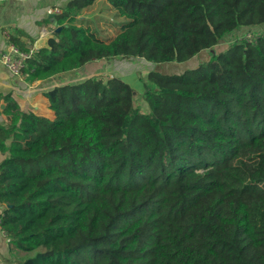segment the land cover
<instances>
[{
  "label": "trees",
  "instance_id": "16d2710c",
  "mask_svg": "<svg viewBox=\"0 0 264 264\" xmlns=\"http://www.w3.org/2000/svg\"><path fill=\"white\" fill-rule=\"evenodd\" d=\"M94 1L61 7L23 72L141 59L147 108L119 76L53 88L54 119L4 97L1 227L19 264H264V29L220 48L264 26V0H107L123 19L108 39L78 25Z\"/></svg>",
  "mask_w": 264,
  "mask_h": 264
},
{
  "label": "crops",
  "instance_id": "0c3cea01",
  "mask_svg": "<svg viewBox=\"0 0 264 264\" xmlns=\"http://www.w3.org/2000/svg\"><path fill=\"white\" fill-rule=\"evenodd\" d=\"M69 1L70 0H4L0 2V49L6 50L9 44L13 43L21 50L32 51L34 54L35 51L40 49L37 46L40 39L46 35L52 34L56 29L53 17L51 16L52 13L49 12L50 9L54 7H63ZM98 6L99 9L95 10ZM87 11L88 13H96L90 17L86 15ZM111 13L115 15L116 10H114L107 0H95L93 4L83 9L79 16L78 25L82 24L92 27L93 23L87 20V18H89L92 21H96L97 25L102 26L101 20L99 21V19L107 18ZM54 20H57L56 15ZM116 21L123 22V19L117 18ZM115 27L116 26L112 22H108L106 25L108 29ZM100 30H103L102 32L107 34L112 32L110 30L104 31V28ZM102 32L98 31L100 37L103 34ZM111 37L112 36L109 35L108 38ZM118 59L120 58L97 60L86 64L80 69L60 73L48 79H36L33 81L29 79L28 72L22 71L20 74H13L0 63V124H4L8 121L7 115L3 112L6 106L5 96H10L17 102L22 111L33 112L36 115L54 119L55 113L50 107V100L46 93L57 86L70 83L75 84L90 77L102 78V74H106L109 71L112 73L110 77H113V74L114 76H118V73H124L122 79L129 83L128 80L130 78L132 79V74H129V70H127L126 67L120 65L121 63L117 61ZM130 59L133 60L134 58ZM114 62H116V66ZM132 86L134 87V85ZM5 157L6 155L0 151V163ZM2 207L4 210L5 206ZM22 254L21 252L19 254V252L15 250H10V239L2 229L0 220V264H19Z\"/></svg>",
  "mask_w": 264,
  "mask_h": 264
},
{
  "label": "rangeland",
  "instance_id": "374dc122",
  "mask_svg": "<svg viewBox=\"0 0 264 264\" xmlns=\"http://www.w3.org/2000/svg\"><path fill=\"white\" fill-rule=\"evenodd\" d=\"M97 9H99V6L95 10H97ZM90 10H88V11H90ZM88 11H87L86 15H89L90 17L96 13V12L88 13ZM117 18H118V16L116 14L114 15L113 13L109 14V16L107 18H100L99 21L101 20L102 26L97 25L96 21H92L89 18H87L88 21L93 23L92 27L91 26H88V27H90L92 29H97L100 32L103 31V30H100L102 28L105 29L104 31H108V30L112 31V32H109V34L102 32L103 34H102L101 38L107 39L109 37V35L114 36L119 31L121 22L120 21L117 22L116 21ZM113 19H115V20H113ZM108 22L114 23V25L117 28L116 27L115 28H109V29L106 28V25ZM263 29H264V26L261 28L255 29V30H258L255 32H254V30H241L238 34L236 33V34L227 35L224 38V40L222 41L220 48H226L230 43H232L237 38H248V33H250V32H251V36L258 35L259 31H262ZM104 37H106V38H104ZM220 50H222V49H220ZM207 58H208V52H203V53H200L196 58L186 62L183 65H180V64H164V65H162L161 70L163 72H166L169 74H181V73H184V71H186V69L197 66L198 63L205 61V59H207ZM117 61H119L121 63L120 64L121 66L126 67V69L129 70V74H132V79L130 78L128 81H129L130 85L131 84L134 85V89L137 92V99L135 100L136 105L140 106L141 109L147 108V104L144 101V97H143V93H144L143 82H148V80L146 78L147 72L149 70H151L154 67V65L149 63V62H144V60L137 59V58H135L133 60L120 58ZM114 65L116 66V62H114ZM156 67H158V66H156ZM158 70H159V68H158ZM111 74L112 73L110 71L107 72L106 74H102V76H103L102 79L106 80L107 78H111L110 77ZM117 75L122 78L124 73L120 72ZM113 76H114V74H113Z\"/></svg>",
  "mask_w": 264,
  "mask_h": 264
},
{
  "label": "built area",
  "instance_id": "2783aa9c",
  "mask_svg": "<svg viewBox=\"0 0 264 264\" xmlns=\"http://www.w3.org/2000/svg\"><path fill=\"white\" fill-rule=\"evenodd\" d=\"M4 0H0L2 2ZM52 14H59L61 7H54L49 11ZM257 35L251 36V32L248 33V38H254ZM33 55L32 51L21 50L17 45L11 43L6 50L0 49V63H2L11 73L20 74L27 67V60ZM4 206L0 203V220L4 215Z\"/></svg>",
  "mask_w": 264,
  "mask_h": 264
},
{
  "label": "water",
  "instance_id": "95a60500",
  "mask_svg": "<svg viewBox=\"0 0 264 264\" xmlns=\"http://www.w3.org/2000/svg\"><path fill=\"white\" fill-rule=\"evenodd\" d=\"M53 17V21H54V24L56 25V29L54 30V32H52V34L50 35H46L44 37H42L40 39V41L38 42L37 46L39 48H42V47H49V40L51 38H54V39H57V36L55 35L56 33H58L62 28L63 26L62 25H58V22L57 20H54L55 19V14H52L51 15Z\"/></svg>",
  "mask_w": 264,
  "mask_h": 264
}]
</instances>
